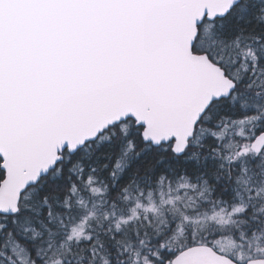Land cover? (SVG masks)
<instances>
[{
    "label": "snow or ice",
    "instance_id": "obj_1",
    "mask_svg": "<svg viewBox=\"0 0 264 264\" xmlns=\"http://www.w3.org/2000/svg\"><path fill=\"white\" fill-rule=\"evenodd\" d=\"M0 264H264V0H0Z\"/></svg>",
    "mask_w": 264,
    "mask_h": 264
}]
</instances>
